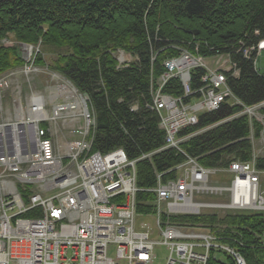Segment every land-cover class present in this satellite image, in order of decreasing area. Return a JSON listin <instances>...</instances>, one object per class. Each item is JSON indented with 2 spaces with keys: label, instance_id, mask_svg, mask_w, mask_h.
<instances>
[{
  "label": "trees",
  "instance_id": "1",
  "mask_svg": "<svg viewBox=\"0 0 264 264\" xmlns=\"http://www.w3.org/2000/svg\"><path fill=\"white\" fill-rule=\"evenodd\" d=\"M9 34L20 43L35 45L42 41L75 52L74 61L61 58L64 63L61 72L90 97L96 116L93 151L106 153L121 148L131 160L162 148L164 134L158 129L157 116L142 107L136 113L129 112L133 100L141 95L148 98L151 45L160 48L165 43H191L192 48L197 42L203 55L211 53L206 47L229 53L239 71L237 79L228 80L232 94L247 107L264 101V75L255 72L251 62L237 52L241 44L247 46L264 40V0H0V42ZM108 47L137 53L139 70L116 71L112 61L102 54ZM171 54L165 49L153 63L154 78L162 71L164 56ZM22 63L16 49L0 46V73ZM193 78L196 85V77ZM164 91L181 94L175 80ZM119 98H124V102L118 104ZM237 112L238 108L223 104L217 111L201 116L199 123L182 135L221 122ZM260 112L264 116V108ZM262 129L255 124V136ZM249 135V122L243 116L192 138L182 148L203 167L227 168L229 158L240 163L250 160ZM182 161L179 153L165 150L154 156L151 164L137 163V214L151 213L152 208L144 204L154 200L146 190L155 185V173ZM256 167L264 170V159L257 160ZM215 222L233 229L225 232L222 241L238 252L245 264H264L260 241L264 232L262 215H231L222 220L213 218L211 223ZM207 264L235 262L230 256L217 254Z\"/></svg>",
  "mask_w": 264,
  "mask_h": 264
},
{
  "label": "rangeland",
  "instance_id": "2",
  "mask_svg": "<svg viewBox=\"0 0 264 264\" xmlns=\"http://www.w3.org/2000/svg\"><path fill=\"white\" fill-rule=\"evenodd\" d=\"M257 35L258 33L255 32L254 36ZM155 40L159 42L160 39L159 37L155 36ZM165 44V46L160 48L151 45L148 50L150 61L148 98L141 95L138 100L135 99L129 104V112L131 113H136L142 107L145 111L153 113L157 116L158 129L164 134L163 146L161 149L156 151L141 153L136 159L130 160L125 151L121 148L113 149L106 153L92 150L96 134V116L94 107L90 97L78 90L74 83L70 79L66 78L61 72V70H64V63L61 62V58L64 60H72L71 58H73V61L76 60L74 59L75 52L71 48L46 44L42 41H38L35 45L20 43L16 41L11 34L7 35V37L0 42V46L4 48L16 49L23 61L22 65L7 69L6 71L0 73V102L2 107L0 109V125L8 124V118L12 119L15 115L13 99H22L23 109L21 111L24 112L25 108H27L26 100L31 94H40L43 97L45 110L50 117H53L52 115L54 113L53 110L55 106H57L56 110L60 106H64L66 109L63 111L71 114V116H68L67 119L59 116L55 118V120L49 119L40 125L38 124L39 128H45H42L44 130L45 137L52 141L54 153L56 157H58V170L57 172L51 173L49 176L50 178L55 176L53 181L55 185L50 189L45 185L44 188L43 183L40 181L34 182L31 180L25 183H20L19 177L21 171L8 169L6 166L1 164L2 161L0 160V221L1 217H4V215L10 217L12 227L15 225L14 222L18 223V221L24 220L35 221L36 216H42V213H40V207H35V197H37V199L54 197V200L57 201V195L65 187H61L64 179L68 176L72 177V175H75V173H77V168L81 167V162L93 157L95 154L105 156L107 154L109 155L111 153L123 151L127 161L134 163L132 173H129V170H127V172L134 178V187L136 191L132 197L129 194L127 196H120L119 194V197H113L112 204L119 206V208H123L132 201L135 216L132 229L135 234L147 233L149 234L148 238H152L150 242L153 241L158 243H161L163 240L161 237V232L165 227H173L180 230V232L184 233L185 235H203L201 242H199V238L196 239V241L193 239H190L189 241V243L203 244L207 247H199L196 250L197 259H193L190 264H207L210 257L214 256V258H216L217 254L228 257L230 256L234 260L235 264H238L235 254H237L241 259L242 257L238 252H235V250L231 248L230 245L224 243L221 238L225 237L226 231L230 230L233 232V229L227 225L218 224L219 222L211 223V221L213 218L222 220L227 216L248 213L259 214L264 218V170H259L256 167L257 160L264 159V116H262L260 112L264 108V101L254 106L247 107L244 106L232 94L230 88L228 87V80L237 79L239 77V71L236 63L233 61L229 53H220L218 51H214L212 48L206 47V51L211 53L203 55L199 51L197 42L192 48H190L191 43H187L186 45H182V43ZM240 46L241 47L237 50V52H241L242 58L251 62L255 72L260 75H264V40H259L252 45L249 44L244 46L241 44ZM27 48H30V51H27ZM165 49L171 51L172 54L164 56L161 63L162 71L157 78H154V74L152 73L153 63ZM183 53L189 54V57L193 56L200 61L197 66L195 65L190 67L191 69L188 73V76H190L191 79L189 81L186 78V81L189 82V86L193 89H190L189 93L185 91V94L182 88L183 83H181L180 77L175 75L173 78L165 79V76L168 77V75L171 74V72L168 70L167 75L165 74L166 60H171L177 56L179 57V55ZM102 54L106 55L110 61H112L113 68L116 71L129 70L130 68H137L139 70L140 57L137 53H133L119 47H108L107 49H103ZM36 57L37 59H40V62L37 63ZM98 57H100V55L96 56L94 60H98ZM211 71H213L215 74L221 73L226 76L225 82L220 85L221 88L219 90V92H226L222 102L216 109H212L207 112L195 113L197 116V123L195 125L190 123L187 125L181 124L177 130V134L174 136V140L177 141V144L175 146H167V134L161 127L162 116L166 115L165 111L167 110H157L156 100H158V96L173 97V99L178 100V102L182 105L184 112L187 113L188 106H193L197 102H201L203 96L199 97V94H194V91L195 89L205 86L204 79L208 75H211ZM194 76L197 80L196 85H193ZM174 80L180 85V95L169 94L164 91L165 87ZM117 102L118 104L123 103L124 98H119ZM223 104H226L231 108H238V112L235 113L234 116L229 117L221 122H217L209 127L192 133L188 132L185 135H182L183 131L195 127L199 123L201 116L217 111ZM81 110H84V112L87 111L90 114L89 117L87 118L84 113H81ZM189 112L193 114L190 108ZM243 116L248 119L250 128L248 142L250 145L251 157L248 162H234L231 158H229V165L227 168H206L199 164L197 158L191 157L184 152L182 146L192 138L210 132L224 125L225 123L232 121L233 119ZM255 124H258L263 128L258 136H255L254 134ZM70 144L79 145L78 148L69 151V154H67V146ZM165 150H174L175 152L179 153L182 155L183 161L163 172L155 173V185L152 188L146 190L147 193L153 196L154 200L144 204L152 208L151 213L147 215L137 214L135 208V194L139 191V189L136 187V165L137 163L143 161L149 162L151 164L152 158ZM235 163L249 166V168L254 171L253 177L257 179V181L254 183L255 192L260 199H258L256 203V206H258L256 209L239 210L233 208L231 201L232 198L234 199L235 197V190L234 188L232 189V184L234 182L235 176L230 172V167ZM18 165L23 171L30 168V163L28 162H20ZM191 165L197 166L200 169L206 171V180H204V182L206 186H208L207 189L210 188L211 191L206 190L193 193V202L198 205L194 213L184 212V214L169 215V213H167L165 204H161L159 206L156 203V192L153 190L157 189L159 186L168 185L177 178L179 179L183 174V170L180 167H188L189 169ZM26 175V178H35L32 173ZM2 180L5 182H2ZM68 187L73 189L74 186L68 185ZM74 191L75 190H71L70 192ZM16 193L19 195L22 203L24 204L23 209H25V212L17 213L18 208L11 199L12 196L17 195ZM61 197H63V193L60 194V198ZM8 206L10 209L7 208ZM114 216L116 217L117 215L114 214ZM193 218L198 219V221L192 222L191 220ZM142 225H148L149 228L145 227V229ZM58 229L60 230L59 226ZM8 231L10 234L14 232L12 229H9ZM207 237L210 239V246L208 245ZM6 239L7 238L0 236V244L3 249L6 251H16V246L18 244V250H20V242H13L11 241L12 239ZM55 240L58 242L56 244H51L50 248L47 246L46 242L41 243L39 251L63 250L70 251L71 254H73L72 251H80V247L77 244L70 243V247H68L67 244L62 245L64 239ZM260 241L261 246L264 248V232L260 238ZM107 245L111 246V251H117L118 247L116 244L109 242ZM114 246L116 247L115 250ZM155 247L154 254L156 258L152 264H164L166 252L164 251L163 247H160L159 245ZM230 251H234L233 253L235 254H231ZM111 254L113 255L112 252ZM217 259H219V257ZM121 261L123 264H127L126 261ZM67 264H71V262L69 261ZM74 264H78V261H74Z\"/></svg>",
  "mask_w": 264,
  "mask_h": 264
},
{
  "label": "built area",
  "instance_id": "3",
  "mask_svg": "<svg viewBox=\"0 0 264 264\" xmlns=\"http://www.w3.org/2000/svg\"><path fill=\"white\" fill-rule=\"evenodd\" d=\"M199 62L195 57H189V54L185 53L166 60L165 74L167 75V70L171 74L168 77L165 76V79L177 75L183 83L184 94L185 91L189 93L193 88L189 86L186 78L190 81L191 77L188 76L190 67L197 66ZM210 73L211 75L204 79L205 86L194 91V94H199V97L203 96L201 102L188 106L187 113L173 97L158 96L157 110H167L165 111L167 116L163 115L161 119V127L167 134V146L177 144L174 136L181 124L195 125L197 123L195 113L216 109L222 102L226 92H219V90L226 76L221 73L215 74L213 71ZM26 101L27 108L22 112L21 126L7 122L8 120L5 121L8 124L0 125V127H7L0 130L1 164L11 170H20V183L31 180L40 181L44 188L47 186L50 189L55 185L53 182L55 176L52 178L49 176L58 170V157L54 153L52 141L45 137L43 130L45 128H39L38 124L49 119L55 120L59 116L67 119L71 114L63 111L66 109L64 106H60L57 110L55 106L53 117H50L40 94H31ZM13 108L14 111L17 108L23 109L21 98L13 99ZM189 108L194 115L189 112ZM86 112L81 110V113L88 118L90 114ZM30 113L34 119L33 122L29 121ZM29 123L31 127L28 126ZM13 126L16 127L13 128ZM78 145L67 146V154L78 148ZM20 162L30 163V168L23 171L18 165ZM133 165V162L127 161L123 151L105 156L95 154L80 163L81 167L77 168L75 175L64 179L61 187H65L57 195V201L54 197L44 199L35 197V207H40V213H42V216L37 214L39 216H36L35 221L14 222L15 225L12 227L10 217L5 215L1 217L0 236L7 238L6 240L12 239L13 242H20V250H18L17 243H15L17 244L16 251H6L0 244V264H67L69 261L71 264H74V261H78V264H123L121 260L126 261L127 264H152L156 258L154 249L158 245L166 252L164 264H190L193 259H197L196 250L199 247H207L203 244L189 243V241L190 239L196 241L199 238L201 242L203 235H185L178 229L165 227L161 232L162 242H150L152 238H148L149 234L133 232L135 216L132 201L123 208L112 204L113 197H119V194L120 196L129 194L132 197L135 193L134 178L129 174L133 171ZM180 168L183 174L179 179L153 190L156 192V203L159 206L165 204L169 215L194 213L198 205L193 202V193L211 191L210 188L207 189L208 186L204 182L206 171L193 165L189 169L188 167ZM230 172L235 176L232 184V189L235 190V197L231 201L233 208L239 210L258 208L256 203L259 198L254 186L257 179L253 177L254 171L249 166L235 163L231 165ZM30 173L35 178H26V174ZM2 182L5 181L2 180ZM68 185H73V189ZM71 190L75 191L70 192ZM253 192L255 196L252 197L253 201H250ZM61 193L63 197L60 198ZM11 199L18 208L17 213L25 212L24 204L21 199L19 203L18 195L12 196ZM7 208L10 209L9 206ZM114 214L117 216L115 217ZM142 226L149 228L148 225ZM9 229L14 232L10 234ZM55 239H64L62 245L67 244L68 247L70 243L77 244L80 251H72L73 254L63 250L39 251L41 243L46 242L50 248L51 244L58 242ZM207 241L210 246L208 237ZM109 242L116 244L117 251L115 246V251H111V246L107 245ZM230 252L235 254L234 251ZM235 255L238 264H244L242 259L237 254Z\"/></svg>",
  "mask_w": 264,
  "mask_h": 264
},
{
  "label": "bare ground",
  "instance_id": "4",
  "mask_svg": "<svg viewBox=\"0 0 264 264\" xmlns=\"http://www.w3.org/2000/svg\"><path fill=\"white\" fill-rule=\"evenodd\" d=\"M27 51H30V48H27ZM25 102H26V101H25ZM21 118H22V111H21L20 108H17V109L15 110V115L13 116V118H12V119H9V118H8V122H13L15 125L21 126V125H22V124H21V120H22ZM29 121H31V122L34 121V119H33L31 113H30ZM28 126L31 127V124L29 123ZM15 127H16V126H13V128H15ZM5 128H7V127H5V126H1V127H0V130H3V129H5ZM251 193H252V189H251ZM17 195H18V194H17ZM254 196H255V192H253V194L251 195L250 201H253L252 197H254ZM18 198H19V203H21L19 195H18Z\"/></svg>",
  "mask_w": 264,
  "mask_h": 264
}]
</instances>
